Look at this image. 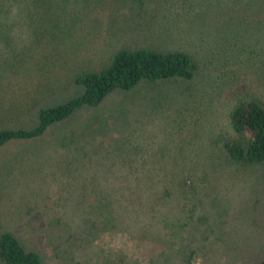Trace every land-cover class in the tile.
I'll list each match as a JSON object with an SVG mask.
<instances>
[{"label":"rangeland","instance_id":"1","mask_svg":"<svg viewBox=\"0 0 264 264\" xmlns=\"http://www.w3.org/2000/svg\"><path fill=\"white\" fill-rule=\"evenodd\" d=\"M219 1L226 3L225 9L231 5L235 12L219 16L207 6L203 9L199 0H143L141 4L123 0H16L8 19L0 23L12 24L11 20L22 28L27 21L24 33L19 29L12 32L14 36L8 34L16 42V53L21 52L17 61L48 60L59 80L55 83L60 89L63 83L73 94V71L107 63L112 51L121 45L132 48L153 42L163 44V48L173 44L180 48L190 41L204 45L207 36L213 33L211 40L215 39L226 23L230 31V18H235L239 36L247 25L251 33L259 26L264 28V0ZM212 12L218 16L216 21L210 18ZM200 65L198 71H205ZM208 75L205 78L213 77ZM204 76L200 73L192 83H142L129 92H115L99 107L79 109L66 122L49 127L40 138L2 146L0 233L13 234L26 250L36 252L43 264L263 261L264 167H228L223 156L204 153L198 145L169 143L171 132L181 127L178 113L214 106L221 110L219 114L235 102L233 92L221 95L208 88L201 90V86H196L198 91L192 88L196 98L191 99L185 90L190 92L188 89L201 83ZM252 91L258 95L257 89ZM248 92L245 88L244 93ZM168 107L173 113L165 116ZM206 117L203 114L195 126ZM219 129L226 134L223 127ZM94 130L95 142L97 133L108 141L89 144V133ZM70 137L86 142H72ZM164 153L178 158L161 171ZM171 173L202 175L194 189L184 188L186 196L175 202L169 230L179 236L171 235L168 240L164 229L156 227L154 216L166 189L171 190L170 197L183 193L174 180L180 177H171ZM163 176V183H173L176 190L160 186ZM106 193L117 198L124 194L115 202L116 212L112 216L109 211L107 219ZM97 215L100 230L91 233Z\"/></svg>","mask_w":264,"mask_h":264},{"label":"trees","instance_id":"2","mask_svg":"<svg viewBox=\"0 0 264 264\" xmlns=\"http://www.w3.org/2000/svg\"><path fill=\"white\" fill-rule=\"evenodd\" d=\"M123 1L141 4L143 0ZM199 1L203 9L207 6L208 9L219 12V16L235 12L230 5L232 1H229L230 6L226 9V3L223 1ZM13 2L16 0H0L1 21L9 17V12L14 8ZM220 2H223V5ZM246 4L251 7L250 3ZM110 8L114 12L117 11V8L111 5ZM209 15L215 21L218 18V16H212L215 15L213 12ZM228 20L232 24L230 31L226 23L223 30L215 33V39L211 40L214 37L213 33L207 36V43H203L204 45H199L201 42L191 41L180 48L178 44L163 48V44L153 42L146 46L138 44L132 48L121 45L112 51L107 63L97 65L96 68L87 66L73 71L70 79L71 84L76 87L73 94L71 89H65L63 83V89L55 83L59 80L53 74L54 65L48 60L32 63L17 61L21 52L16 53V42L11 36L12 32L19 29V33H24L27 30L25 28L29 27L27 21L22 24V28H17L15 21L11 20L9 21L12 24L0 23V55L2 57L0 59V148L11 141L40 138L49 127L66 122L79 109L99 107L109 95L115 92H129L142 83L154 84L172 80L192 83L201 73L202 76L209 74L208 76L213 77L207 79L204 76L201 83L188 89L190 92L186 89L185 92L192 97L191 99L196 98L193 89L198 91L199 88L196 86H201V90L208 88L214 93L220 92L221 95L233 92L231 98L235 102L224 106L228 111L223 110L224 112L219 114L217 111L221 110L215 109L214 106L204 111L200 109L192 112L196 109L194 108L191 110L192 113L187 109L183 110L182 114L178 113L179 120L182 119L181 127L173 126L175 130L171 132L172 139L169 143L198 145L204 153L223 156L229 163L228 167H264V28L259 26L254 33H251L247 25L243 30L246 32L239 36L235 18ZM28 41L32 43L30 38ZM213 41L215 43H212ZM200 64L204 65L205 71H198L202 67ZM210 67H213L211 71L213 75H210ZM248 81L253 84L248 85ZM245 88L248 89V94L244 93ZM252 88L257 89L258 95L254 94ZM170 111L173 113L172 108L168 107L165 116H168ZM203 114L207 116L204 122L201 124L200 121L195 126V121ZM219 127H223L226 134L221 133ZM94 132L95 130L88 134L89 144L95 146L104 139L108 141L107 137L96 132L98 139L95 142ZM185 133L188 138L187 135L184 136ZM69 140L86 142L76 137H70ZM177 158L178 156L174 158L169 154H162L161 171L166 169V166L169 168ZM171 174H174L171 177H180L174 180H177V187L182 188L181 192L189 186L194 189L199 182L198 177L202 175L198 173ZM163 180L164 176L159 178L160 186L164 184L165 189L176 190L173 183L165 184ZM170 194L171 190L166 189V194L154 216L156 227L161 226L164 229L168 240L171 235H173L172 238L179 236L177 232L169 230L174 219L172 209L176 201L179 203L186 196L184 192L178 197H170ZM123 196L124 194L119 195V198ZM119 198L117 195L106 193L108 209L105 219L108 218L109 211L113 216V211L117 208L115 202H118ZM131 204L132 199H130ZM168 210L170 214L167 213ZM96 211L102 212L101 209ZM94 219L96 222L92 223L94 229L91 233L100 230L96 227L100 217L97 215ZM84 225L87 224L84 223ZM91 233L89 237L92 238ZM0 261L4 264H43L36 252L26 250L18 239L8 232L0 233ZM257 264H264V260Z\"/></svg>","mask_w":264,"mask_h":264},{"label":"crops","instance_id":"3","mask_svg":"<svg viewBox=\"0 0 264 264\" xmlns=\"http://www.w3.org/2000/svg\"><path fill=\"white\" fill-rule=\"evenodd\" d=\"M0 263H2L1 261H0ZM4 264V263H3Z\"/></svg>","mask_w":264,"mask_h":264}]
</instances>
